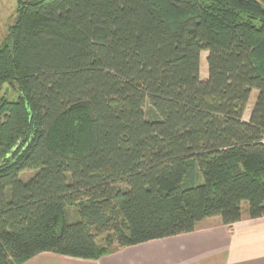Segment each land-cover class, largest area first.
<instances>
[{
    "label": "trees",
    "instance_id": "16d2710c",
    "mask_svg": "<svg viewBox=\"0 0 264 264\" xmlns=\"http://www.w3.org/2000/svg\"><path fill=\"white\" fill-rule=\"evenodd\" d=\"M245 201L264 216V0L18 1L0 44V264L231 226Z\"/></svg>",
    "mask_w": 264,
    "mask_h": 264
},
{
    "label": "crops",
    "instance_id": "0c3cea01",
    "mask_svg": "<svg viewBox=\"0 0 264 264\" xmlns=\"http://www.w3.org/2000/svg\"><path fill=\"white\" fill-rule=\"evenodd\" d=\"M248 208L242 204L243 217L231 226L220 216L208 217L193 232L122 247L99 259L43 252L22 264H264V216L250 218Z\"/></svg>",
    "mask_w": 264,
    "mask_h": 264
},
{
    "label": "rangeland",
    "instance_id": "374dc122",
    "mask_svg": "<svg viewBox=\"0 0 264 264\" xmlns=\"http://www.w3.org/2000/svg\"><path fill=\"white\" fill-rule=\"evenodd\" d=\"M19 0H0V44L4 41L5 37L8 34L9 27L15 23L16 17V8L18 6ZM207 52L202 53V62H201V78L203 80L207 79L208 77V65L206 62ZM6 93L10 98H16L17 93L11 89L9 86L5 88ZM257 91L252 93V96L249 100L247 105L246 115L244 119L247 120V113L250 114L254 104H255V95ZM145 110L147 115L150 116V106L149 103L145 105ZM33 175V171H25L21 174V178L23 180L28 179L30 176ZM244 206H248V202H243ZM66 218L68 222H73L79 218L78 213L76 212L75 208L69 207L66 211Z\"/></svg>",
    "mask_w": 264,
    "mask_h": 264
}]
</instances>
